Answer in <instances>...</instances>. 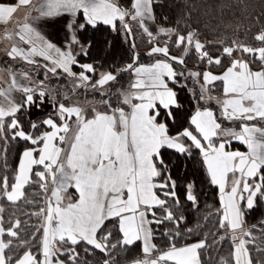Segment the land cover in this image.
Wrapping results in <instances>:
<instances>
[{
  "label": "trees",
  "instance_id": "trees-1",
  "mask_svg": "<svg viewBox=\"0 0 264 264\" xmlns=\"http://www.w3.org/2000/svg\"><path fill=\"white\" fill-rule=\"evenodd\" d=\"M149 1L154 24L171 35H160L155 40L136 24L126 27L120 24L119 19H115L113 25L102 21L91 23L77 14L80 26L76 37L84 51L76 55L71 71L92 77L99 71L107 73L112 78L106 85V94L98 97L96 92L88 93L85 87L74 89L63 75L60 77L63 82L50 85L51 90L41 92V98L34 96V92L32 100L12 116L0 117V230L4 241V264H17L26 254L34 258V264H43L41 218L45 215L51 189V182L48 183L46 178V166L35 165L32 168L20 199L15 202L6 199V193L15 183L22 153L34 148L37 152L42 134L48 131L47 119L60 124L55 119V110L62 102L72 103L74 99L91 97L94 102L99 99V108L110 111L122 109L136 69L150 67L156 58L162 56L154 53L158 44L168 50L165 55L168 59H176L174 55L183 53L180 61L169 62L172 78H164L166 86L174 93L175 105L169 108L156 105L152 112L156 113V120L164 125L169 137L191 129L193 112L204 108L214 113L222 128H237L247 123L221 119L212 98L222 94L220 76L233 64L236 45L252 50L264 49V0ZM15 2L0 0V4L5 5ZM113 2L120 10H132L133 0ZM190 40L200 49L187 46ZM166 57L162 59L166 60ZM12 61L0 54V67L7 69L9 65L18 68L19 72L34 73L33 67L23 68L21 62ZM84 65L89 66L90 71L85 70ZM41 73L42 69L35 73V77ZM205 73H212L219 79L210 84L211 92L203 93L196 77L201 78ZM251 122L264 125V121L262 124ZM188 143L185 139V144ZM226 146L230 150L245 151V146L237 141H230ZM155 160L160 170L157 180L163 182L157 191L163 204L149 213L151 219L154 213L158 218H153L150 224L154 251L203 241L198 256L200 264H234L237 235H225L226 229L220 221L219 192L209 181L201 151L196 147L177 151L163 146ZM258 178L259 193L253 204L245 208L243 219L251 235L246 243L250 264H264V164L258 170ZM223 234L225 236L221 239ZM97 240L102 248H95L84 241L75 244L61 242L58 248H65L64 253L55 251L54 255L66 264H124L143 256L139 241L123 242L117 218L102 222Z\"/></svg>",
  "mask_w": 264,
  "mask_h": 264
},
{
  "label": "crops",
  "instance_id": "crops-1",
  "mask_svg": "<svg viewBox=\"0 0 264 264\" xmlns=\"http://www.w3.org/2000/svg\"><path fill=\"white\" fill-rule=\"evenodd\" d=\"M145 1L133 0V14L130 17L143 30L145 25L142 16L145 11L142 13L138 7L143 8ZM93 7L98 8L95 10ZM79 9H85L90 14L91 23L101 21L103 9L117 10L111 0H16L13 5L0 4V51L10 54L11 50L16 59L24 61L35 57L38 60L36 63L27 62L40 64L49 71L53 69L50 73H61L60 70L67 72L73 59L83 49L76 37L79 28L77 13H69ZM10 28H13L14 36L6 37L3 31ZM135 74L139 73L136 71ZM16 78L13 74L8 75L6 81L0 84L1 118L12 116L23 101L30 102L32 99V92L29 93L31 90H25L26 86L30 88L29 80L21 77L19 83ZM224 80L222 94L213 102L218 109V116L245 121L264 120V84L241 86L239 82L234 85ZM32 90H35V86ZM129 92L128 88L126 94ZM153 101L155 99L152 97L131 98L126 105L128 111L96 113L90 117H81L77 107L64 108L68 121L61 120L57 125L47 122L48 132L43 135L38 151L28 149L22 153L15 183L6 194L8 201L15 202L21 198L23 186L35 165L51 166L54 171L43 216V264H66L54 260V252L61 242L70 243L71 236H77L79 241L100 248L96 235L102 222L109 218L118 219L125 244L136 241L141 243L143 257L134 262H198L196 254H193L195 257L192 254L190 257L185 255V252L196 248L194 245L198 243L152 254L154 245L149 212L163 204L157 193L163 186V182L157 180L160 170L155 158L159 150L163 146L177 151L196 147L202 154L204 152V168L209 181L219 192L221 206L224 201L221 187L225 190L230 186V172L233 171V167H227V160H231L232 166L245 153L249 160L247 163L264 164V127L242 124L237 129L229 128L226 133L225 129L219 127L214 113L204 108L193 112L190 118L191 129L179 136L169 137L164 125L151 118ZM174 105L173 94L165 108ZM61 111L64 113L63 109ZM71 121L75 122L76 128ZM221 130H224L227 141L214 146L213 140ZM185 139L188 144H185ZM230 141L243 144L245 151L228 149L226 144ZM85 146L91 151L88 152ZM217 154L220 157H216ZM72 156L76 161L70 165L68 162ZM98 171L108 172L109 177H96ZM88 172L91 177H87ZM222 175L223 181L220 179ZM58 228L61 230L57 231ZM86 235L91 237H84ZM46 246L52 249V255H44ZM3 249L0 230V264L5 263ZM17 264L32 262L24 255Z\"/></svg>",
  "mask_w": 264,
  "mask_h": 264
},
{
  "label": "rangeland",
  "instance_id": "rangeland-1",
  "mask_svg": "<svg viewBox=\"0 0 264 264\" xmlns=\"http://www.w3.org/2000/svg\"><path fill=\"white\" fill-rule=\"evenodd\" d=\"M113 2V0H111ZM88 3V2H87ZM114 4V2H113ZM115 5V4H114ZM149 5H150V1L146 0L145 1V6H142L143 8H139L141 9L140 11L143 13L144 11V15L142 16L144 19L143 24L145 25V30H143L139 25V26L147 35L149 38L151 39H155L157 40V38L160 35H171L169 31L166 30H161L159 28L156 27V25L154 24V21L152 19V16L150 14L149 11ZM91 6V5H90ZM91 8V7H90ZM90 8L88 9V11H90ZM95 10H97L98 7H93ZM117 8V7H116ZM130 12V13H129ZM70 14H80L82 17H84L85 19L91 21L92 17H90V14H88V12L84 9H79V10H71L69 11ZM114 13H115V17H114ZM101 21L103 23L106 24H110L113 25L115 23V19H119V21H121V25H125L126 27H130L132 25H135V21H131V16H132V11H123L117 8V10H102L101 11ZM80 26V24H78ZM1 30V28H0ZM4 33H6V37H8L9 35L11 37L14 36V31L13 28L6 29L5 31H3ZM4 35H2V39L4 40ZM187 46H194L197 50L200 49V46L198 44H194L193 41L190 40L189 44L187 43ZM236 51H235V57L233 59V64L230 65V69L227 71H225L221 76L220 79L223 80L225 79L228 84H238V82L240 83L241 86L245 85V84H264V49H249L246 47H240L239 45H236L235 47ZM84 51V48L82 49V52ZM167 49L158 44L157 47L154 49V53L155 55H162L159 58H156L153 62V64L150 67H140L137 68L136 71L139 73L138 75L134 74V79L132 80V84L128 87L130 92L128 94H126L124 96V103L127 105L128 102H130L131 98L134 99H140V98H145V97H149V98H154L155 101H153V108L154 110L156 109V105H160L162 108H165V105L168 104V102L171 99V96L174 94H172V90L166 86V83L164 82V78H172V68L169 64V62H177L180 61V59L183 57L182 54L180 53L179 55H174L176 56V59H174L173 57H170L169 59L165 56L167 53ZM229 51V50H228ZM9 52L7 51H0L1 57H5L6 58H10L12 61V63H17L21 62L22 63V67L23 68H27V67H33V71L34 73H23V72H19L18 68L16 67H10L9 65L3 68L0 67V84L3 83L4 81H6V78L8 75H14V78L17 77V81H19V83L22 81V78H27L30 82V88H28V86L25 87V90L30 89L31 91H29V93H31V97L33 96L34 92L36 97H40L43 96L44 91H50V85H54L58 84L60 85L63 81L60 77H62L63 75L66 76V78L68 79V81L70 82V84L74 87V89H80L81 87H85V89L87 90L88 93H95L97 94V96H102L104 94L107 93L106 90V85L107 83L111 80V76L108 75L107 73L101 72L99 71L96 75H94V79L92 76L90 75H84V74H74L71 71V68L69 70H60L61 73H50V71H52L53 69H51V67L49 69H51L50 71L47 69L42 68L41 66H39L40 64L36 65V61H38L35 57L34 58H28L27 61H34L35 63H28L27 61L24 60H20V59H16L15 57V53L13 51L10 50V54H8ZM164 55V56H163ZM182 56V57H180ZM163 57H166L167 59L164 60L162 59ZM4 61V59L2 60V62ZM1 62V63H2ZM0 63V66H1ZM73 63H74V59H73ZM168 67V68H167ZM43 70V73L39 74V76H41V78L35 77V73H38L40 69ZM85 70L90 71V67L87 65H84L83 67ZM69 71V72H68ZM135 71V73H136ZM198 75V74H197ZM37 76V75H36ZM22 77V78H21ZM60 78V79H59ZM198 80V84L199 87L203 90L204 92H211L213 89H211L209 82H212V80H216L219 79L218 76L213 75L212 73H205L203 76H201V78H199V76L196 77ZM227 78L229 80H227ZM37 80V81H36ZM224 80V81H225ZM33 85V86H32ZM35 86V90H32L33 87ZM45 89V90H44ZM149 92H147V91ZM76 91V90H75ZM47 92V93H48ZM30 96L28 98H30ZM126 97V98H125ZM33 98V97H32ZM86 99L82 100V98H78L77 100L74 99L72 103L70 102H62L60 103L57 107H56V118L58 121L61 122V120L63 121H68L69 117L66 113V110L64 108H69V107H77L80 110V116H85V117H90L92 115H95L98 112H103L104 114H108L110 112L112 113H117V112H125L128 111V106H124L123 104V108L122 109H115V110H108L107 109H103V108H99V103H98V98L97 101H92L91 97H85ZM203 98V97H202ZM217 97L212 98V101L215 103V99ZM256 98L258 99V97L256 96ZM66 99L68 100V96H66ZM32 100V99H31ZM204 100V99H203ZM23 104H27V102L23 101ZM22 104V105H23ZM165 104V105H164ZM63 109L64 113H62L61 110ZM156 113H151V118L154 121L156 120ZM221 115V114H220ZM220 117V116H219ZM221 119L225 120L226 122H236V121H245L244 119H238V118H234V117H229V118H225V117H220ZM73 119V118H70ZM247 123L244 124H249V125H256L259 127H264V125H258V124H253V122L251 121H257L259 124H262V122L264 120H247ZM50 123H54L55 121L52 120H46L45 124L46 126ZM158 122V121H157ZM71 123H73V121H71ZM70 123V124H71ZM77 123V121H76ZM56 124V123H54ZM53 124V126H54ZM221 124V123H220ZM57 125V124H56ZM75 126V122L72 124ZM219 125V124H218ZM242 125V124H240ZM239 125V126H240ZM139 126V125H137ZM220 127V126H219ZM49 128V127H48ZM221 129H225V132L227 133L229 128H222ZM237 129V128H235ZM48 131L44 132L42 134L41 137H44L43 135L45 133H47ZM225 133L224 130H221L219 134L216 135V138L213 140L214 142V146H217L219 144V142H226L227 140H225ZM173 139V138H172ZM42 141V140H41ZM210 144V143H209ZM211 145V144H210ZM66 146V145H65ZM40 147V146H39ZM39 147L36 149L38 151ZM87 148V146H85ZM89 149V150H88ZM32 150H35L32 149ZM87 151L90 152L91 149L87 148ZM215 153V152H214ZM205 155V153L203 152V156ZM75 156V154L73 155ZM70 158V161L68 162L71 165V162L75 160V158ZM216 157H220L219 154L216 155ZM87 158H90L87 157ZM248 156L244 154H242L241 158H239L237 160V163L233 164L231 166V160H227L226 162H228L227 167L231 168L233 167V171L230 172V178H229V183L230 186H228V188H226L225 190H222L221 187V191H222V196L224 198L223 204L221 207V218L220 221L223 224L224 228L226 229V233L225 235H228L230 237H233L234 235H237L236 239L237 241L234 243L235 248H234V264H250L251 260H250V256L247 252L246 249V243L249 241L251 235H250V230L249 227H247V225H245V221L243 220L245 217V208H247L248 206H251L253 204V200L254 197L259 193V178H258V166H260L261 164L257 163V162H251L250 164L247 163L249 160H247ZM250 158V157H249ZM76 161V160H75ZM255 163V164H254ZM88 166V165H87ZM49 167V168H48ZM46 167L48 169V176L46 177L48 180V183L51 182V179L53 176V170L51 166ZM51 167V168H50ZM55 168V167H54ZM87 177H91V175H89V172L86 174ZM96 177H100V178H108V172L106 171H102L101 173H99V171L97 172V174L95 175ZM223 175L222 177H220L221 181H223ZM59 178H60V174H59ZM50 181V182H49ZM51 184V183H50ZM7 194V193H6ZM81 208V205H80ZM153 210H151L149 213H152ZM153 218H157L156 213L153 214ZM150 219V224L154 219ZM82 223L84 222L83 220L81 221ZM41 226H43V217L41 218ZM73 228V227H72ZM61 230V229H57ZM77 230V229H74ZM93 230V229H92ZM49 234V233H48ZM224 234L222 235V237H220L221 239L225 236ZM81 237V236H79ZM84 237H91L90 235H86ZM97 237V235H96ZM49 238V235H48ZM71 241L70 243L75 244L77 242H79V240L77 239V236H71ZM82 241V240H81ZM4 242V241H3ZM67 242V241H66ZM69 243V242H68ZM87 243V242H86ZM195 243H198V245H194ZM88 244V243H87ZM90 245V244H89ZM188 245H194L196 248H193L190 251L185 252V255H188V257H190V254H192V256H194L193 254H196V257L198 259L199 256V252L202 248V246L204 245L203 241H198V242H193V243H189L186 245H182V246H178L175 248H181L184 246H188ZM50 246V245H49ZM46 246L45 250H44V255L47 254H53L52 249ZM99 247L102 248L101 244H99ZM170 249H174V248H170ZM170 249H166V250H161L158 253H162L165 251H168ZM58 253L63 254L65 251V248L63 249L62 246H59V248H57L56 250ZM55 254V252H54ZM152 254H157V252H152ZM27 257L30 258V261L32 262V264H34V258L30 255V254H26ZM42 255V253H41ZM143 257V256H142ZM141 257V258H142ZM195 257V256H194ZM141 258L126 262L124 264H149L147 262H134V261H140ZM43 259V258H42ZM54 260L61 262L62 260L58 259L55 255H54ZM157 264H176L175 262H157ZM186 264H200L199 259L198 262H187Z\"/></svg>",
  "mask_w": 264,
  "mask_h": 264
}]
</instances>
